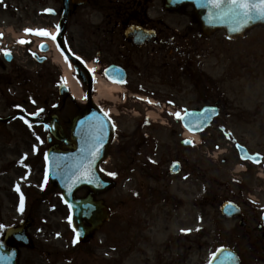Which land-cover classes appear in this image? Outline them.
<instances>
[{"label":"rangeland","instance_id":"obj_1","mask_svg":"<svg viewBox=\"0 0 264 264\" xmlns=\"http://www.w3.org/2000/svg\"><path fill=\"white\" fill-rule=\"evenodd\" d=\"M47 8L57 12L59 5L54 0H0V28L10 30L8 44L27 38L26 28L52 30L58 18L47 16ZM152 13H160L173 29L189 25L197 40L198 26L190 9L169 16L157 3ZM38 41L32 42L29 53L35 52ZM199 46L203 51L193 62L210 81L203 86L204 91L180 81V87L176 82L160 87L170 111L175 107L177 114L220 101V117L190 148L179 145L183 134L179 124L166 113L159 114L164 102L154 100L159 110L146 118L144 107L129 98L134 93L127 87L110 92L113 99L93 94L116 125L114 151L104 172L118 173V177L115 190L103 197L112 212L109 223L84 247L89 253L82 247L72 248L70 219L59 193L33 202L47 189L42 161L47 132L19 120L0 125V238L4 229L27 217L32 221L28 230L31 246L19 250V264H101V260L114 258L106 254L119 255L123 264L206 263L218 244V215L205 202L206 192L216 189L220 176L233 170V165L242 168L233 143L225 140L220 127L249 152L264 153V29L234 41L216 32L204 41L199 39ZM69 48L77 52L74 43ZM14 50L18 52L16 62L12 67L2 65L0 70L4 83L0 86V117L25 111L33 116L58 114L60 121L68 119L74 103L58 97L62 71L53 62V51L49 60L39 65L26 57L23 48ZM124 95L127 110L122 106ZM125 145L129 147L126 162H122L118 150ZM177 159L182 161L181 173L167 176L169 164ZM146 164L151 172L143 168ZM120 165L124 170L117 168ZM186 177L189 182L185 185ZM142 195L148 197L141 201ZM32 202L38 206L36 210ZM190 216L192 223H186Z\"/></svg>","mask_w":264,"mask_h":264},{"label":"flooded vegetation","instance_id":"obj_2","mask_svg":"<svg viewBox=\"0 0 264 264\" xmlns=\"http://www.w3.org/2000/svg\"><path fill=\"white\" fill-rule=\"evenodd\" d=\"M161 2L88 0L83 7L70 6L66 44L71 47L74 43L78 56L98 66L99 78H105L104 70L108 67H119L125 75L123 86L129 91L157 95L163 81L171 84L180 80V83L188 84L194 76V56L203 48H200L199 40L194 39L189 26L173 29L160 13H152ZM6 33L0 28V70L2 65L15 63L18 54L14 50L15 44H8ZM30 46L31 43L26 41L20 44L26 57L37 61L35 54L29 53ZM1 82L0 73V86ZM28 164L32 170L31 163ZM245 165L244 170L233 165V170L223 173L216 190L206 192L205 202L214 210L217 208L219 246L232 249L241 264H264V164ZM188 180V177L183 179L185 185ZM87 193L82 190L77 197L85 198ZM225 204L233 207V216L229 218L225 210L219 211ZM185 222L192 223V217ZM107 256L115 259L112 257L102 264H123L119 255Z\"/></svg>","mask_w":264,"mask_h":264},{"label":"water","instance_id":"obj_3","mask_svg":"<svg viewBox=\"0 0 264 264\" xmlns=\"http://www.w3.org/2000/svg\"><path fill=\"white\" fill-rule=\"evenodd\" d=\"M62 1L64 12L59 24L60 33L56 41L63 50L61 42L66 29L68 0ZM247 2L255 5L259 3V0H247ZM74 3L76 4L75 1ZM187 4L193 7L203 33L207 35H210L215 30H225L228 38H237L255 25H264V17H261L255 8L250 9L251 18L249 19L244 15V10L240 8L239 4L231 5L229 0H222L219 8L213 7L212 0H167L165 8L173 10ZM229 9H233L238 13V16L233 17L229 13ZM226 13L228 14L226 15ZM237 20L239 24H237ZM64 55L75 62L72 57L65 53ZM81 69L87 73L83 67ZM81 79L88 87L86 93L87 105L72 122L70 139L60 136L61 129L56 118H52L49 125L51 134L62 142V147H65L68 151L60 152L58 148L52 147L48 151L47 158L49 166L48 182L62 191L63 200L72 211L73 229L75 231L81 230V240H83L86 234L89 236L99 229L109 216L102 202L93 200V195L103 193L114 186L112 182L104 184L98 171L100 162L108 155V148L114 134L110 122L91 101V83L87 84L84 78ZM216 115L217 111L215 108H204L200 112L185 114L181 121L186 130L191 133H198L203 131ZM9 120L0 119V122H8ZM239 150L243 159L248 158L242 149ZM79 168H82V174ZM176 172L177 170L173 168L172 173ZM78 174H81L79 180ZM78 188L88 189L90 194L87 199H75L74 193ZM83 220L90 225V228H86L82 224ZM27 225L28 223H24L18 227L9 228L4 232L3 239L0 242V264H17V252L10 247V243L11 241H16L22 245L28 244V239L24 234ZM217 259L216 257L213 264H219ZM234 263V260L229 258L222 257L220 259V264Z\"/></svg>","mask_w":264,"mask_h":264},{"label":"bare ground","instance_id":"obj_4","mask_svg":"<svg viewBox=\"0 0 264 264\" xmlns=\"http://www.w3.org/2000/svg\"><path fill=\"white\" fill-rule=\"evenodd\" d=\"M54 58H55L54 62L63 71V80H64V83L67 86V88H69L70 93L73 95V97L77 101L83 102L85 100L84 93L82 92L78 82L75 80V78L72 75V68L70 67V65L65 60H63L59 56V54L57 53L56 50H54ZM90 68H91V70L93 69L92 66H90ZM94 89H95V93H97V95L105 96V97H109L110 99H113L112 95H110V92L116 91L117 89H119V87L115 86V85L108 84V83L103 82V81H99L98 83H95ZM93 101L95 103H97L96 97L93 98ZM184 137L191 139L193 141L198 139L197 136L190 134L188 132L184 133Z\"/></svg>","mask_w":264,"mask_h":264},{"label":"snow or ice","instance_id":"obj_5","mask_svg":"<svg viewBox=\"0 0 264 264\" xmlns=\"http://www.w3.org/2000/svg\"><path fill=\"white\" fill-rule=\"evenodd\" d=\"M222 3V0H212V4H213V7H217L219 8L220 5ZM229 3L231 5H236V4H239L240 8L244 10V15L246 17H248L249 19L251 18V12H250V9L252 8H255L256 11L258 12V14L261 16V17H264V0H259V3L258 4H249L247 2V0H229ZM229 13H231V15L233 17H236L238 16V13H236L233 9H229ZM228 13H226L227 15ZM237 24H239V21L237 20ZM242 26V25H241ZM26 31V34H29L30 33V30H25ZM31 34H37V35H44V36H49V38H51L52 40H55L56 37L55 36H51L49 33L47 32H37V33H31ZM20 43H25V41H19ZM5 55H9V53L5 52L4 53ZM150 103V101H149ZM42 111V110H41ZM177 118H180L179 114H177ZM89 167H91V165H89ZM108 175L110 176H114L115 174L114 173H108ZM21 210H23V204L21 203Z\"/></svg>","mask_w":264,"mask_h":264}]
</instances>
